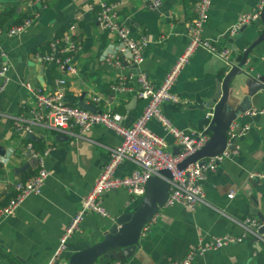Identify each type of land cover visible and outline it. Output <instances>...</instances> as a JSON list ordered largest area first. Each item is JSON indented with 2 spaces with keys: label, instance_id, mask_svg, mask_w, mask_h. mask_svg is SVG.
Listing matches in <instances>:
<instances>
[{
  "label": "crops",
  "instance_id": "crops-1",
  "mask_svg": "<svg viewBox=\"0 0 264 264\" xmlns=\"http://www.w3.org/2000/svg\"><path fill=\"white\" fill-rule=\"evenodd\" d=\"M97 1L0 0V17L6 10L12 12L4 27L26 14H38L23 34L4 40L12 62L9 73L12 81L0 93V208L15 195L17 180L28 179L38 171L35 160L26 156L27 140H42V145L33 146L35 151L49 149L45 157L49 176L41 193L28 196L13 214L0 220V264H49L82 197L93 187L109 160L111 149L121 141L114 130L100 125L84 137H69L46 127L36 128L33 134H17L11 117L27 112L34 105L32 94L22 83L30 81L44 92H52L60 88L57 82L64 80L61 87L66 103L79 106L83 102L97 109L119 112L125 116L127 127L133 126L146 105L134 93L112 90L121 73L132 68L125 62L117 68L103 61L106 56L117 54V48L116 38L101 29L95 13L89 10ZM105 1L120 4V17L132 27L134 36L147 35L150 39L144 67L151 80L159 85L189 45L188 25L195 18L197 0H163L158 10L149 9L144 0ZM260 2L213 0L203 36L232 50L236 47L240 59L264 25L262 21L255 22L233 38L227 36L228 31L240 14L254 10ZM72 24L78 29L74 74L36 57V53L48 52L50 43ZM247 66L256 75L264 74V40L253 50ZM226 68L225 61L216 54L201 48L196 50L173 85V91L182 101L163 103L165 117L180 130L203 129L206 114L212 111L205 102L214 93L216 80ZM245 93V89L232 93V104L237 106ZM95 97L100 101L96 102ZM252 104L251 110L264 108V90L253 97ZM237 122L251 128L234 138L238 153L224 159L208 174L204 182L206 202L199 203L195 210L179 204L162 208L156 222L141 237L135 254L126 260L127 264H169L182 259L201 239L241 233L234 219L253 217L264 222V185L251 177L264 168V114L244 113ZM149 128L165 139L167 149L173 153L180 151L173 135L159 120H152ZM134 168L135 164L126 160L116 169V175L125 176ZM231 193L233 198L229 197ZM139 202L140 199L132 200L122 188L107 192L103 203L109 215L88 212L81 223L82 233H75L68 240L59 264H67L72 253L100 241L117 215L133 211ZM114 259H120L119 253L112 252L96 264H109ZM193 264H264V240L250 238L221 250H210Z\"/></svg>",
  "mask_w": 264,
  "mask_h": 264
},
{
  "label": "built area",
  "instance_id": "built-area-1",
  "mask_svg": "<svg viewBox=\"0 0 264 264\" xmlns=\"http://www.w3.org/2000/svg\"><path fill=\"white\" fill-rule=\"evenodd\" d=\"M147 7L158 10L163 0H144ZM213 0H197L194 6L195 18L188 25L189 45L183 54L177 59L175 65L164 78L156 85L150 78L144 67L145 51L150 44L147 35L134 36L132 27L121 19L118 2L98 0L92 3L89 10L94 12L96 20L102 30L112 34L116 38L117 54L103 58L105 63L117 68L125 64L132 71L121 73L118 80L112 86V90L118 93H134L138 98L146 101L142 114L137 118L133 126L124 124L125 116L112 110L96 109L90 111L79 106L70 105L64 100V89L60 88L52 92H44L34 86L30 81L23 82L24 88L30 91L34 105L27 112L12 116L13 128L19 135L33 134L36 128H50L69 137H84L95 126H104L114 130L121 141L110 151L108 162L102 169L99 177L90 191L81 199L77 213L62 234L56 253L49 264H59L62 252L67 246L68 240L75 233H82L81 223L88 212H94L101 216H108L109 212L104 206L103 198L107 192L115 189H125L132 200L141 199L146 191V182L152 176L159 177L169 183V196L165 207L182 205L195 210L197 205L205 201L204 182L208 174L214 171L224 159L238 153L233 140L236 136L247 132L249 124L240 125L237 119L231 124L228 131L226 148L218 155L208 157L200 161L188 164L181 168L180 165L192 154L201 150L209 139L206 130L213 117V111L206 114L207 123L201 130H180L176 128L162 111L165 102L180 103L181 98L173 91V85L192 54L198 49H205L210 53L222 58L226 66L232 62L233 50L229 46H221L203 36V29L209 20ZM264 0L251 11L239 15L231 25L227 36L235 37L242 29L261 21ZM38 14L33 13L22 22L11 26L0 27V93L4 92L11 83L10 69L12 67L9 52L4 47L6 38H13L23 34L30 28ZM78 29L72 24L58 38L50 43V49L45 53H36L38 60L51 63L60 70L68 73H76L77 69L73 62L74 54L78 49L76 35ZM123 55V60L119 57ZM96 102L99 97L94 98ZM249 115L264 114V108H255L245 112ZM157 119L164 129L172 134L180 151L175 154L167 149L166 141L149 128V123ZM27 149L38 158V171L25 180H17L14 184L15 195L8 204L0 208V220L13 214L19 205L30 195L40 194L49 176L45 165V157L49 149L44 152L35 151L31 143ZM126 160H131L135 168L125 176H117L116 169ZM168 170L171 176L164 174ZM258 182L264 185V168L260 172L251 174ZM230 198L234 193L229 194ZM157 214L145 225L142 236L146 235L150 227L156 222ZM233 220V219H232ZM240 227L239 234L211 235L199 242L182 258L172 260L169 264H193L194 261L206 252L221 250L233 244L243 243L250 238L264 240V222L257 218L247 217L234 219ZM109 264H127L125 260L114 259Z\"/></svg>",
  "mask_w": 264,
  "mask_h": 264
},
{
  "label": "water",
  "instance_id": "water-1",
  "mask_svg": "<svg viewBox=\"0 0 264 264\" xmlns=\"http://www.w3.org/2000/svg\"><path fill=\"white\" fill-rule=\"evenodd\" d=\"M261 21L264 25V8ZM264 40V29L259 36L247 46L239 59V50L234 47V57L227 66L223 76L216 80V88L212 96L205 102V106L213 111V117L205 131L209 139L203 148L188 157L180 167L213 157L220 154L227 146L228 131L231 124L245 112L253 107L252 99L260 91L264 90V74L256 75L249 71L247 66L253 50ZM246 93L242 101L235 106L231 102L232 93ZM81 108L95 111V105L79 103ZM178 153V152H177ZM175 153V154H177ZM26 156L33 158L38 165V158L28 150ZM164 174L171 176L168 170ZM169 196V183L152 176L146 182V191L140 199L138 206L133 211H125L117 215L113 224L104 232L100 241L70 255L67 264H96L102 257L112 252L119 253V258L127 260L132 257L142 237L145 225L165 207ZM264 232V229L262 230Z\"/></svg>",
  "mask_w": 264,
  "mask_h": 264
},
{
  "label": "trees",
  "instance_id": "trees-1",
  "mask_svg": "<svg viewBox=\"0 0 264 264\" xmlns=\"http://www.w3.org/2000/svg\"><path fill=\"white\" fill-rule=\"evenodd\" d=\"M7 12H5L4 14H2V16L0 17V27H4V25H5V21L7 20V19H9L11 16H12V12H10L9 10H6ZM31 15V14H30ZM30 15H28V14H26L23 18H19V20L18 21H16L14 24H18V23H20V22H22L26 17H28V16H30ZM3 18V19H2ZM13 24V25H14ZM41 141L42 140H30V139H28L27 140V143L29 144V143H31L34 147L35 146H37V144L38 145H42V143H41ZM33 147V148H34ZM46 150V149H45ZM44 150V151H45ZM38 151V150H37Z\"/></svg>",
  "mask_w": 264,
  "mask_h": 264
}]
</instances>
